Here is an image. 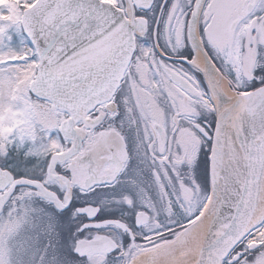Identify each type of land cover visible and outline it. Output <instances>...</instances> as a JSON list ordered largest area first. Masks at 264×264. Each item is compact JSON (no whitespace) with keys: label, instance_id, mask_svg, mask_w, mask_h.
<instances>
[{"label":"snow or ice","instance_id":"obj_1","mask_svg":"<svg viewBox=\"0 0 264 264\" xmlns=\"http://www.w3.org/2000/svg\"><path fill=\"white\" fill-rule=\"evenodd\" d=\"M129 133L161 208L122 181ZM122 182L131 224L74 203ZM13 241L27 264H264V0H0Z\"/></svg>","mask_w":264,"mask_h":264},{"label":"flooded vegetation","instance_id":"obj_2","mask_svg":"<svg viewBox=\"0 0 264 264\" xmlns=\"http://www.w3.org/2000/svg\"><path fill=\"white\" fill-rule=\"evenodd\" d=\"M159 13H156L158 16ZM156 16H153L152 19L155 20ZM160 45L162 47L165 46V42L163 39V24L160 25ZM151 43V41H149ZM174 57H169L166 62L172 63L174 62ZM178 62V61H177ZM128 143H129V153L132 156V162L129 167V171L126 173L125 177H122V181L125 179H131L135 182L138 189H143V192L147 194L151 198V200L156 204L157 208L162 207V201L159 195L158 186L154 182V177L152 175L151 170L144 169L142 172L139 170L140 165L138 164V158L136 155V143L134 137L131 133L128 134ZM198 167V165H197ZM197 181H199V174L197 173ZM171 191V190H169ZM121 192H125L131 194L136 201V206L133 209L128 208L127 205L117 204L113 201V197H119ZM78 198L74 199V203L78 206H99L101 207V214L96 218L97 221L101 219H120L128 223H132L135 218V212L142 210L141 204V195L137 189L132 188L128 183H123L121 185H117L115 188L111 186H100L95 188L94 191L89 192L87 195H79ZM163 219V215L161 216ZM84 222H88L85 218ZM91 231L95 232L96 229H92ZM101 232L105 231L103 229L99 230ZM112 234H117L118 230H111ZM83 235V234H82Z\"/></svg>","mask_w":264,"mask_h":264},{"label":"rangeland","instance_id":"obj_3","mask_svg":"<svg viewBox=\"0 0 264 264\" xmlns=\"http://www.w3.org/2000/svg\"><path fill=\"white\" fill-rule=\"evenodd\" d=\"M10 257L12 258V260H14V257L12 255H10ZM14 262V261H13Z\"/></svg>","mask_w":264,"mask_h":264}]
</instances>
